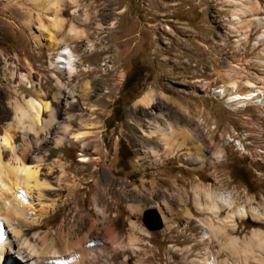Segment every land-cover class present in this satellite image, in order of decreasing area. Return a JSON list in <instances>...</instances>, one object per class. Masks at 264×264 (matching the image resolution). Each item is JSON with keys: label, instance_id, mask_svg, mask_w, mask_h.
<instances>
[{"label": "rangeland", "instance_id": "374dc122", "mask_svg": "<svg viewBox=\"0 0 264 264\" xmlns=\"http://www.w3.org/2000/svg\"><path fill=\"white\" fill-rule=\"evenodd\" d=\"M39 1L0 0V137L15 98L35 95L31 82L51 103L45 131L29 144L15 135L49 181L32 193L44 218L22 238L7 227L17 264H43L28 260L23 240L42 245L35 235L45 234L56 247L88 237L90 256L60 264H264L253 241L264 239V219L224 223L227 209L199 207L213 188L264 211V105L235 109L213 91L248 80L264 90V0H62L57 49L42 26L53 0ZM72 25L83 35L72 39ZM66 45L72 76L52 63ZM158 125L182 134L179 144L146 134ZM151 207L162 217L154 231L142 222Z\"/></svg>", "mask_w": 264, "mask_h": 264}, {"label": "bare ground", "instance_id": "6f19581e", "mask_svg": "<svg viewBox=\"0 0 264 264\" xmlns=\"http://www.w3.org/2000/svg\"><path fill=\"white\" fill-rule=\"evenodd\" d=\"M72 1L77 3V0ZM29 2L36 6L40 3L39 0H29ZM61 2L62 0H53V3L50 1L52 6L49 7V10L54 9V16L49 19L47 18L48 20L46 19L45 21L42 17V26L50 29L51 38L55 41L51 46L56 47V49L62 46L61 39L57 38L63 26L62 18L60 16ZM256 10L255 5H251L250 7L245 6L244 8H241L239 11L246 13L254 12ZM237 14L238 13H235L236 17H239ZM83 32L81 29L72 25L69 28L68 35L73 39L83 35ZM261 37H263V35ZM56 55L55 60L52 62L53 67L58 70H64L66 74L72 76L76 71V57L69 45H66L65 47L63 46L62 50L57 51ZM29 85H32L31 87L34 89L33 92L35 95H23V98L21 99L15 98L12 102V106L10 105L12 108V116L10 117L11 121L4 126L5 130L0 137V264H17L18 262V258L11 254V248L15 241L12 240V235L10 236V233L12 232L22 238L27 234L30 227L33 224H36L40 219L44 218L45 214L48 212V209L43 208L42 210H37L34 207L32 203V193L36 191L38 196L41 197L43 190L49 186V181L40 175L41 167H39L38 164H32L26 161L29 147L27 146V148L25 146L22 151H20L15 144V135L17 132H23L24 139L26 140V143L28 142L27 144H29L28 134H38L39 131H45L47 125H50L52 122V120H49L46 125L43 123L42 119L43 113L51 108V103L42 99V92L38 87L33 88L34 85L32 82ZM237 90L242 91V94H238L239 91L235 93ZM213 91L218 96H228V103L235 109L242 108L253 102V100L256 101V103L261 102V104L264 105V90L250 80L247 82H235L226 89H215ZM152 100H154L152 91H148L139 99V102L142 105L148 106ZM176 131L171 127L161 128L158 125L154 130H151L146 134L149 137L160 136L167 146L172 147L179 144L177 138H179V135H182L178 134ZM85 135H87V132L82 131L76 133L75 138L79 139ZM4 150L8 152L5 157L3 156L5 153L2 154V151L4 152ZM195 195L197 196L198 194L196 193ZM204 195L205 203H199V207L203 211H210L217 217L222 211L227 209L228 214L225 217V220H223L224 223H232L237 218L244 219L253 217L259 220L264 219V211L259 207L251 203L240 205L229 193L217 191L213 188H205ZM12 222H15L14 224L16 225ZM22 225L26 228L19 229L18 227ZM7 227H9L8 229L11 231L10 233H8ZM68 234V231L61 230L59 238L63 240ZM35 236L43 241L42 245L33 243L26 237L23 240V244L25 243L26 245L25 249L30 255L28 260L38 257L43 264H60L68 260L69 257L83 260L86 256H90L89 254L91 251H88L86 244L83 246L85 239L88 238L86 235L84 239L80 238L82 240L73 246L62 245L59 247L49 244V239L46 234ZM258 236H260L259 233L255 232L253 236L255 239L253 241L256 243L255 245L264 249L263 237L258 238L260 241L256 242V237ZM87 241L91 243H89V246L92 248L93 240L89 238ZM72 248L74 250H72ZM207 264L211 263L209 262Z\"/></svg>", "mask_w": 264, "mask_h": 264}, {"label": "water", "instance_id": "95a60500", "mask_svg": "<svg viewBox=\"0 0 264 264\" xmlns=\"http://www.w3.org/2000/svg\"><path fill=\"white\" fill-rule=\"evenodd\" d=\"M142 222L151 231L158 230L162 227V217L154 207L144 210Z\"/></svg>", "mask_w": 264, "mask_h": 264}, {"label": "trees", "instance_id": "16d2710c", "mask_svg": "<svg viewBox=\"0 0 264 264\" xmlns=\"http://www.w3.org/2000/svg\"><path fill=\"white\" fill-rule=\"evenodd\" d=\"M129 79H131V76L126 77V79L124 80V84H123V85H126V83H127V81H128Z\"/></svg>", "mask_w": 264, "mask_h": 264}]
</instances>
